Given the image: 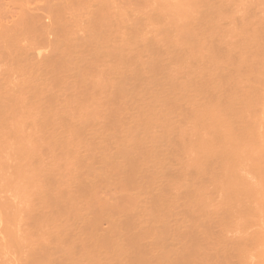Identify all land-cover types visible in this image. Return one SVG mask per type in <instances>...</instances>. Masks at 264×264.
<instances>
[{"label":"bare ground","instance_id":"bare-ground-1","mask_svg":"<svg viewBox=\"0 0 264 264\" xmlns=\"http://www.w3.org/2000/svg\"><path fill=\"white\" fill-rule=\"evenodd\" d=\"M130 1L133 4L134 0H129L128 3L117 6L114 0H57L48 7L46 20L42 21V19L33 17L24 18L21 24L18 23L16 29L12 31V34H9L8 42L5 41L6 46L4 45L5 50L3 52H6H4L6 55L4 65L7 64V68L4 66L3 68H6L4 72L6 76L0 75V185L6 190L0 187V190H5H2V193L0 192L1 195L5 194V197L2 195L3 199L0 197V264H70L71 262L72 264H78L79 262V264H117L115 259L120 260L121 263L119 264H264V0H158V2L154 0L156 3L153 0H135L134 4L138 2V4H135L136 6L141 3L142 7L144 5L149 7L146 8L150 12L144 9L145 6L143 9H140L142 7L138 9V6L132 8L134 5L130 4V6ZM56 2H58V5ZM151 2H153V6ZM76 6L81 11H78V9L74 11L73 9H76ZM67 7L73 10L74 13L69 11L68 17L65 15L69 10ZM150 8H153L154 12ZM157 8H160V10L158 11ZM132 9L134 13L130 11ZM115 10L119 12L118 15H116V12H114L115 14L111 13ZM120 10L121 13L123 11L124 16L121 15ZM124 10H126V13L128 10L129 13L126 14ZM140 11L142 14H140ZM75 12L78 13L76 17L74 16ZM81 12L87 15L82 19H78V17H81L80 15L84 16ZM150 16L152 21H150ZM115 17L119 19L116 20ZM126 17L129 18V22ZM136 17L141 18V20H137ZM145 17L146 19L149 18L148 20L152 23V26L153 24L157 25L155 31L152 32L151 30L150 34L148 32L154 26H150V23L145 24V22H148L144 19ZM114 18L116 21L113 20ZM142 19H144V22ZM133 22L134 24L131 25ZM73 25L75 29H73ZM146 26L149 31L148 29L145 32L142 31ZM67 29L71 30L68 32L71 37L75 32L77 34L75 37L78 40L75 39V41L74 36L73 40L78 44L76 46L75 43L74 46L71 45L75 47L73 48L74 51L73 49L71 51L70 46H68L71 38L66 33ZM80 30H83L82 34H79ZM136 30L137 32H135ZM84 31L87 32H85L87 37L83 33ZM89 31H92V33L90 34ZM146 31L149 36L152 33L154 35L151 38L149 37L150 40L145 35L147 34ZM93 32L98 36L94 35ZM65 33L68 37L67 41L64 40L66 38ZM16 34L20 35L19 39L21 41L18 40L17 42L18 36ZM142 34L144 38L141 37ZM133 36L136 38H133ZM156 36L160 37L157 38ZM80 37L83 40H80ZM91 37H94V39ZM99 37H101V42L98 39ZM118 37L126 45L122 44ZM132 38L139 42H137L136 48L131 46L136 45V41L131 40ZM115 39L118 40V43ZM110 40L113 48L116 47L115 44L118 46L116 49L110 48V45H112L108 44ZM23 41L24 44L19 43ZM92 42L93 45H91ZM142 42H145V45L144 43L142 45ZM152 42L155 46H152ZM160 42L162 46H164V42L168 43L165 46H169L170 51H167L168 48L161 45L156 47ZM87 43L90 46H87ZM59 44H63V46L68 44L69 48L67 46V48L65 46L62 48L63 46ZM79 44H81L82 49H80L82 52L78 50ZM127 44L131 46L128 50ZM85 45L89 52L90 48L95 50L98 46V50L105 52L103 54L99 50V55L106 54L107 60L110 61L111 59V63L104 59L105 56H102L104 60L98 54L97 57L96 53L99 51L96 50L93 51L96 52L95 54L92 51L91 53L94 54L93 56L96 57L97 62L94 59L91 61V53H87L83 49ZM101 46L102 48L104 46V49ZM105 46L106 48L109 47V49L107 48L108 51H106ZM120 46L125 48L122 47L119 50ZM160 46L161 48H158ZM59 47L64 51L68 49L69 54L76 51V55L74 53L72 55L77 56V63L74 62L77 66H73L72 61H76L71 58L73 56L65 53L67 50L63 51L66 54L63 55L60 51L62 49ZM143 48H146L147 51L145 52ZM111 49L115 52H112ZM157 49H159V52ZM117 50L121 52L117 54ZM123 50H125V53L129 51V56L132 57L124 55ZM160 50L161 54L163 51V56L164 52L165 55L169 54L167 56H170L171 65L169 59L165 60L169 61L166 62L167 64H163L165 62H163L162 55L158 56ZM151 51L152 55H147L148 58L146 56L142 57L147 60L139 57L141 54L146 55L147 52L151 54ZM77 52L80 54L78 53V55ZM84 52L89 55V61L86 59L87 55ZM137 53H139L138 56ZM155 54L158 57H155ZM61 55L64 59L71 56L69 57L71 61H69V58L66 60L72 65L62 59ZM80 56H83V59ZM112 56L115 58L113 59ZM78 57L83 60L85 66ZM123 57L125 58L124 62ZM138 57L141 59V63ZM129 58L131 61L134 59L131 62L132 64L130 60L128 61ZM149 58L154 60L151 59V61ZM157 58L160 63H158ZM103 61L104 63L107 62L106 65ZM135 61L138 62L137 65ZM142 61H145V65L142 64ZM86 62H89L88 66ZM139 64L141 67H138ZM141 64L147 68L142 67ZM164 65L167 68H164ZM99 66L101 67L99 68ZM148 68L149 70H147ZM133 76L135 79H133ZM142 76H145L143 80ZM138 79H140V82H138ZM130 82L132 83L131 86H129ZM152 95L156 98H154L155 102L158 103L152 101ZM145 98L148 101L145 100L144 104L150 101V106H147L148 104L144 106L142 99ZM139 102L144 106L143 110H146V112H140L143 110ZM160 102L164 104L168 102L165 104L166 108L164 104V106L162 105L163 111L161 112H163V115L159 114L161 113ZM155 105L156 110H154ZM130 106L132 108L134 106V110H131ZM135 106L141 110L136 109ZM145 107L148 109L150 107V109H145ZM172 107L175 111L172 110ZM152 108L154 112H152ZM164 109L168 114L164 113ZM132 111H135V116L138 113H141L142 116L144 113L147 114L148 111L152 115L157 111L156 114L159 117L162 115L164 123H166L161 124L160 121L163 120L159 121V119H162V117L157 119L159 125H156L158 129L160 126L159 131L155 126L157 121H153L154 125L150 123L152 121L147 123V120H144L145 116L143 115L142 118L140 114H138L137 117L139 118L137 119L142 118L148 125L144 121H138L142 122L141 124L136 123L135 120L137 119H135ZM170 112L171 114H169ZM156 114H154L155 117ZM164 114L167 120L170 121L169 125L176 121L170 126L171 128L174 126V136L171 135V140L168 136L170 129L167 130L168 127H166L168 121H165ZM171 115H175L176 118L171 117ZM172 118H174V121ZM126 120L131 124V127L133 125L132 128ZM135 123L137 126H135ZM138 125L143 126L138 127ZM162 125L164 128L166 127L165 130ZM145 127L155 128L157 131L154 129L155 131L151 132L153 130L151 129L148 133L149 130ZM127 128V139L130 138V135L134 137L136 131H139H137L138 134L136 133V139H133L132 136L131 139H124L126 133H123L124 137L121 132H125ZM142 129H144L143 132ZM166 131L167 135L164 134ZM152 133L158 136L156 139L161 140L166 139L168 136V140L166 139V141H169L166 143L168 148L165 145L166 141H162L164 147L169 149L171 145V150L174 149L171 151L172 153L169 152L170 149L167 151L173 157L165 151L168 156L162 153L165 160L162 156L160 158L161 161L165 162L170 161L169 157L174 158L175 160L172 159L173 164L176 161L174 166L170 161V167L167 165L168 169L166 166L163 167L165 173L162 174V177L166 175L164 176L166 179H159L162 171L164 172L161 167L166 163L162 161V166V162L157 161L160 164L155 163L159 159L157 157L160 156L158 151L163 146L161 145L159 149L153 147L154 153L157 151L158 156L156 157V154L155 156L152 155L153 151L149 149L148 144L143 141V138L146 139L150 134L152 136ZM145 134L146 137L141 136ZM160 134H162L163 139L161 136L159 137ZM115 136L118 137L117 139H119V136L121 140L123 138L124 142L121 143H124L126 151L121 146L122 144L120 145L121 140L117 141L114 138ZM150 137H148V141H153ZM110 138H114L116 141L111 140L114 142L110 144ZM106 140L108 142H104ZM125 141H129V144L126 143L129 147L130 144L134 143V145L132 144L134 147L132 146V149H129L125 145ZM134 141L139 143L137 148L135 146L138 143L135 144ZM115 142H119L117 145L122 148H118ZM140 143H144L143 149ZM112 144L115 147L117 146L116 150ZM100 145L103 147L100 148ZM110 145L114 150H111ZM107 148L108 151H106ZM133 148L139 151L136 150L135 153ZM128 149L134 155L130 151L129 155ZM141 149L148 152L144 151L148 157L146 155L144 159L143 156L136 157L139 154V156L144 154L142 151L140 153ZM100 150L106 152L102 153ZM110 150L113 151L114 156L118 154V151L123 152L121 154L119 152L120 155H124V152L126 154L124 156L118 154L117 159L120 160H115L114 157L109 156H113ZM131 156L136 158L133 157L135 161L132 160ZM151 156L157 159L152 157L150 160ZM174 156L181 159V161H178ZM110 159L115 160L114 163ZM137 159L142 160L147 171L150 168V173L146 175L145 171L142 170V174L139 170L137 172V168L140 169L138 165H141L140 163L137 165ZM146 160H155L153 162L158 164L157 166L152 162L155 167L159 168L160 166L161 172L157 168L158 176L153 177L155 174L153 168L145 163ZM102 163L107 164V166H103ZM97 165H100V168L102 166L106 168H101L104 172L108 168L111 176L102 177L100 174L98 176L101 179H97L98 177L96 178L94 173V168H98ZM70 168L72 171H69ZM166 170L169 172L166 173ZM136 172L139 174L137 175ZM134 174L135 176L141 175L138 177L140 179L136 178L137 176L135 177ZM143 174L145 175L142 176ZM145 176H149L150 179L158 177L157 182L159 179V183L163 182V186H161L162 184L159 186V183L157 185L152 180L145 182V180H149V177L144 180ZM107 177H111L112 180ZM104 178L108 180L106 181ZM131 180L140 181V183L143 181L142 184L144 183L146 187L141 184H133ZM166 180L172 182V188L169 186L168 190L165 189V185L171 184ZM113 181L117 183V186L113 184ZM173 182L176 186L173 185ZM106 183H109V186L111 185L112 190L108 185H105ZM126 184L133 185L135 188L139 186L143 189L158 187L157 190L155 187L152 190L146 189L149 191L155 189L157 192L154 193V190L149 193V199L144 196L146 192H144V195L140 190L142 194H139V191L137 193V195L139 194L137 197L141 195L147 198H145V202L137 200V202H143L139 203L140 205H152V207L149 205L151 209L145 206L149 215L151 213L149 210L152 211V216L154 214L156 216L157 211L155 210H161L159 216H150V218L148 216L151 221L154 218L158 219L156 223H160L161 220H168L169 218H166L169 215L171 216L173 211L176 216L180 214V218L178 217L177 220L174 217V220L170 221L171 223L168 220L167 222L172 226L163 222L165 229L162 228L163 223L159 224L161 225L160 229L154 219L153 228L157 225L156 227L160 230L156 228V231L151 228L145 231L144 226H139L141 228L139 229L136 225L137 229L135 231V222L142 210L138 211L137 208L136 211L134 207L137 204L132 200L128 206L125 204L129 214L126 213V210L117 209V207H120V209L125 207L123 203L127 198L131 199L132 196H134L132 197L133 200L137 198L135 194H128L133 187L129 188L130 185L125 186ZM103 185H105V192L114 193V196L112 194L110 196L112 195V199L115 201L121 200L120 196H122L115 192L114 188L115 186L119 187L118 185L129 188H125V191L126 189L130 191L124 192V187H122V190L130 198L128 196L124 197L125 199L122 197L123 202L113 208L118 202L113 201L112 205L108 193L106 192L107 196L104 195ZM173 188H176V192L172 191ZM164 190L165 194L170 192L171 197L166 194L167 199L163 198L165 196ZM133 192H137V189H134ZM171 192L174 193V196L171 195ZM97 193L100 197L97 196ZM115 193L119 196H116ZM158 193L163 194L161 195L163 199L160 195L157 196ZM160 198L161 200H159ZM171 198L175 203L171 201ZM100 200L103 203H109L104 205L100 202L99 206ZM148 200L153 204L149 203ZM155 200H159V202ZM162 200L166 202L163 204ZM91 201L94 204H91ZM170 201L174 203H170V206L179 203L180 207L176 206L180 209L175 208L177 210H174V206L167 210L170 207L168 204ZM95 202L98 204L96 205L98 208L103 205L102 210L98 211V208H94ZM166 203L168 207L163 206ZM109 204L110 207L112 205V210L110 207L107 208ZM161 204H163V207ZM131 205L132 207H129ZM153 205L155 208L161 206L165 209L166 207L165 211L167 210V213H163L160 208H153ZM74 207L77 209L76 211ZM128 207L129 209L134 208L135 213L131 210L129 212ZM152 209H154V212ZM110 210L114 213L109 212ZM79 211L83 212L80 213ZM107 211L111 214L110 217ZM169 211L170 214H168ZM102 213L103 215L106 213L105 217L102 216ZM98 214L101 216H97ZM126 215L129 217H126ZM144 215L146 213L142 212L138 216L142 218L140 217L138 221L141 222ZM133 216L136 217L133 219ZM144 218L146 220L144 219L142 222H149L146 216ZM96 219L97 222H95ZM99 219L106 222L103 223ZM130 219L134 220L133 223L132 221L131 223L128 222ZM140 222H136V224L139 225ZM101 223L106 224V226L103 225L102 227ZM131 224L134 225L133 229ZM165 224H168V226ZM19 226H21L20 229ZM142 228L144 229L142 230ZM114 232L122 237L121 239L116 236L121 239V245L118 243L116 247L110 239V235ZM116 237L114 236V238ZM19 238L21 241L27 238L25 240H28V242L24 240L25 243L23 241L21 244ZM167 244H170V249ZM19 247L23 250L20 251ZM119 248L120 251L117 250ZM14 250L19 251V254L13 253ZM116 251L118 252L117 256ZM110 254H112L111 258ZM72 256L76 257H74L76 263L71 261ZM78 256L80 258L83 256L81 258L83 261ZM153 256L157 258L154 263L152 262L154 261ZM84 261L86 262L83 263Z\"/></svg>","mask_w":264,"mask_h":264},{"label":"rangeland","instance_id":"rangeland-1","mask_svg":"<svg viewBox=\"0 0 264 264\" xmlns=\"http://www.w3.org/2000/svg\"><path fill=\"white\" fill-rule=\"evenodd\" d=\"M55 1H57V0H0V72H1L0 75L2 74V75H4V76H6V75L4 74V72H5L6 68H7V67H6L7 64L4 65V64L6 63V61H4V60H5L4 58L6 57V55H5L6 52L4 51V52H5V53H4L3 50H5V46H6L5 44H6V42H8V41H7V38H9V37H8L9 34H12V31H14V30L16 29L18 23L21 24V22L23 21L24 18L33 17V18H36V19H42V21H43V20H46V19H47V10H48V7L51 6ZM58 1H59V0H58ZM132 1H133V0H132ZM161 1H162V0H161ZM114 2H115V5L118 6V5H120V4L128 3L129 0H114ZM130 2H131V1H130ZM134 2H135V0H134ZM134 2H133V4H132V2L129 3V5H130V4L134 5V6H132V8H133V7L135 8V7L138 6V5H137V6L135 5V4H138V2L135 3V4H134ZM153 2L156 3L154 0H153ZM153 2H151L152 4L150 3L152 6H153ZM157 2H158V0H157ZM57 3H58V2H56V4H57ZM140 4H141V3H139L138 9H139V7H142V4H141V6H140ZM157 4H158V3H157ZM57 5H58V4H57ZM151 5H150V6H151ZM127 6H128V5H127ZM130 6H131V5H130ZM144 6H145V5H144ZM144 6H143V7H144ZM154 6H155V5H154ZM61 7H62V6H61ZM61 7H60V8H61ZM77 7H78V6H76V9H73V10L76 11V10L78 9V11H81V10L79 9V7H78V8H77ZM80 7H81V6H80ZM143 7L140 8V9H143ZM146 7H147V6H145L144 9H145L146 11H149V10H147V8H149V7H147V8H146ZM158 7H159V6H158ZM67 8H68V7H67ZM74 8H75V7H74ZM81 8H82V7H81ZM125 8H126V7H125ZM125 8H124V9H125ZM128 8H130V7H128ZM128 8H127V9H128ZM68 9H69V10H68L67 14L65 13L66 17L69 16V13H70L69 11H71V12L73 11V10H71L70 8H68ZM83 9H84V8H83ZM152 9H153V8H152ZM152 9L150 8L151 11H152ZM157 9H158V8H157ZM65 10H66V9H65ZM122 10H123V9H122ZM145 10H144V12H145ZM159 10H160V8L158 9V11H159ZM66 11H67V10H66ZM78 11H77V12H78ZM83 11H84V10H83ZM125 11H126V10H124V12H125ZM130 11L133 12L134 10L132 9V10H130ZM135 11H136V10H135ZM156 11H157V10H156ZM85 12H86V11H85ZM114 12H116V15H118V13H119V12H117L116 10L113 11V12H111V13H114ZM138 12H139V11H138ZM138 12H136V13H138ZM140 12H141V11H140ZM142 12H143V10H142ZM142 12H141L140 14H142ZM149 12H150V11H149ZM149 12H148V13H149ZM153 12H154V9H153ZM72 13H73V12H72ZM75 13H76V12H75ZM81 13H82V12H81ZM87 13H88V12H87ZM120 13H121V10H120ZM125 13H126V12H125ZM128 13H129V12H128V10H127V13H126V14H128ZM133 13H134V12H133ZM133 13H132V14H133ZM145 13H146V12H145ZM145 13H144V14H145ZM151 13H152V12H151ZM155 13H156V12H155ZM73 14H74V13H73ZM77 14H78V13H76L74 16L76 17ZM82 14H84V13H82ZM109 14H110V13H109ZM114 14H115V13H114ZM132 14H131V15H132ZM140 14H139V16H140ZM146 14H147V13H146ZM153 14H154V13H153ZM157 14H158V13H157ZM79 15H80V14H79ZM86 15H87L86 13L84 14V16H83V15H80L81 17H78V19H82V17L84 18ZM111 15H112V14H111ZM121 15L124 16L123 11H122ZM133 15H135V14H133ZM133 15H132V16H133ZM137 15H138V14H137ZM137 15H136V16H137ZM74 16H73V17H74ZM107 16H109V15H107ZM112 16H113V15H112ZM126 16H128V15H126ZM129 16H130V15H129ZM129 16H128V17H129ZM146 16H147V15H146ZM148 16H149V15H148ZM148 16H147V17H148ZM100 17H101V16H100ZM117 17H118V16H117ZM117 17H115L116 20L119 19V18H117ZM119 17H120V16H119ZM128 17H126V18H128ZM134 17H135V16H134ZM134 17H132V18H134ZM154 17H156V16H154ZM109 18H110V16H109ZM115 18H114L113 20H115ZM124 18H125V17H124ZM151 18H152V17L150 16V21H152ZM76 19H77V18H76ZM121 19H122V16H121ZM136 19L138 20L139 17H138V18L136 17ZM144 19L147 21L149 18L146 19V17H145ZM144 19H142L143 22H144ZM116 20H115V21H116ZM130 20H131V19H130ZM139 20H141V18H140ZM110 21H111V20H110ZM122 21H124V20H122ZM154 21H155V20H154ZM128 22H129V18H128ZM138 22L141 24L140 21H138ZM155 22H156V21H155ZM72 23H73V22H72ZM111 23H112V22H111ZM122 23H123V22H122ZM124 23H125V22H124ZM126 23H127V22H126ZM126 23H125V24H126ZM146 23L149 24V23H150L149 20H148V22H145V24H146ZM125 24H123V25H125ZM132 24H134V22L131 23V25H132ZM135 24H136V21H135ZM142 24H144V23H142ZM145 24H144V26H145ZM156 24H157V23H156ZM78 25H79V24H78ZM121 25H122V24H121ZM128 25H130V24H128ZM138 25H139V24H138ZM149 25L152 26V23H150ZM135 26H136V25H135ZM140 26H141V25H140ZM153 26H154V27H153ZM153 26H152V27H153L154 30H153V29H150V31H149V29H148L147 26H146V28H145V29H142V31L144 30V32H145V30L148 29V31H149L148 33L150 34V33H151V30H152V32L155 31V28H156L157 25L155 26V24H153ZM68 27H69V26H68ZM73 27H74V25H73ZM73 27H72V28H73ZM130 27L132 28V26H130ZM137 27H138V26H137ZM142 27H143V25H142ZM70 28H71V27H70ZM77 28H78V27H77ZM126 28H127V26H126ZM134 28H135V27L133 26V29H134ZM150 28H151V27H150ZM73 29H75V27H74ZM81 29H82V28H81ZM129 29H130V28H129ZM136 29H137V28H136ZM67 30H68V29H67ZM126 30H127V29H126ZM126 30H125V31H126ZM137 30H138V29H137ZM137 30H136L135 32H137ZM69 31H71V30L69 29L68 31H66L67 35H68V32H69ZM74 31H75V30H74ZM78 31H79V30H78ZM82 31H83V30H82ZM82 31L80 30L79 34H82ZM129 31H130V30H129ZM139 31H141V30H139ZM85 32H86V31H84L83 33L85 34ZM89 32H90V34L92 33V31H89ZM131 32H132V29H131ZM144 32H143V33H144ZM17 33H18V32H17ZM66 33H65V36H66ZM73 33H74V32H73ZM86 33H87V32H86ZM102 33H103V32H102ZM127 33H128V32H127ZM132 33H133V32H132ZM140 33H141V32H140ZM146 33H147V31H146ZM148 33H147V34H148ZM70 34H71V32H70ZM79 34H78V35H79ZM93 34L95 35L96 33L93 32ZM93 34H92V35H93ZM144 34H145V33H144ZM147 34H145V35L148 36V38H149V37L151 38V36H154L153 33H152L151 36H149V34H148V35H147ZM154 34H155V33H154ZM16 35H17V34H16ZM71 35H72V34H71ZM76 35H77V34H76V32H75V34L72 35V37H71L70 35H68V36H70V38L73 40V36L75 37ZM88 35H89V34H88ZM94 35H93V36H94ZM96 35L98 36V34H96ZM99 35H101V34H99ZM140 35H141V34H140ZM155 35H156V34H155ZM17 36H18V39H17V42H18V40H20V39H19L20 35H17ZM79 36H81V35H79ZM85 36H86V34H85ZM103 36H104V34H103ZM103 36H101V37L103 38ZM135 36H136V35H135ZM160 36H161V35H160ZM160 36H156V37L159 38ZM11 37H12V36L10 35V38H11ZM86 37H87V36H86ZM94 37L97 39L96 36H94ZM94 37H93V38L91 37V38L94 39ZM101 37L98 38L100 42H101V39H100ZM128 37H129V36H128ZM141 37L144 38V35L142 34ZM67 38H68V37L66 36V38H64V40L67 41ZM70 38H69V39H70ZM118 38H120V37H118ZM126 38H127V37H126ZM133 38H136V37L133 36ZM133 38H132L131 40L136 41V39H133ZM150 38H149V40H150ZM152 38H154V37H152ZM69 39H68V40H69ZM71 39H70V43H71V44L68 42L69 45H68V44H67V45L70 46V49H71V51H72V49L75 48V47H73V46H74V43H75V46H76L78 43L75 42V41H76L75 39H77V37L74 38V40H75V41L73 40L74 42H73ZM81 39H82V38L80 37V40H81ZM87 39H89V38H87ZM92 39H91V40H92ZM96 39H95V40H96ZM103 39H104V38H103ZM137 39H138V38H137ZM139 39H140V37H139ZM145 39H146V38H145ZM77 40H78V39H77ZM82 40H83V39H82ZM89 40H90V39H89ZM89 40H88V41H89ZM121 40H122V39L120 38V41H121ZM125 40H126V39H125ZM131 40H130V41H131ZM5 41H6V42H5ZM20 41H21V40H20ZM61 41H63V40H61ZM71 41H72V42H71ZM92 41H93V40H92ZM104 41H105V40H104ZM104 41H103V42H104ZM107 41H108V40L106 39V42H107ZM115 41H116V43H118V42H117L118 40L115 39ZM127 41H128V40H127ZM64 42H65V41H64ZM80 42H81V41H80ZM80 42H79V43H80ZM83 42H85V41H83ZM83 42H82V43H83ZM93 42H94V41H93ZM93 42H92L91 45H93ZM95 42H96V41H95ZM106 42H105V43H106ZM111 42H112V41L110 40V43H108V44H112ZM113 42H114V40H113ZM125 42H126V41H125ZM128 42H129V41H128ZM128 42H127V43H128ZM137 42H138V40L136 41V45H131L132 42L130 43V45L135 47V46L138 45ZM145 42H146V41H145ZM145 42H142V45H143V43H144V45H145ZM1 43H3V44H1ZM19 43H23V44H24V41H23V42H19ZM82 43H81V44H82ZM88 43H89V42H88ZM88 43H87V46H90ZM121 43H122V44H125V43H123L122 41H121ZM121 43H119V45H121ZM133 43H134V42H133ZM133 43H132V44H133ZM138 43H139V42H138ZM150 43H151V42H150ZM150 43H149V44H150ZM153 43H154V42H152V46H155V44L153 45ZM170 43L172 44V42H170ZM23 44H22V45H23ZM63 44H66V43H63ZM63 44H59V45H62V46H63ZM81 44H79V47L77 46V47L79 48V49H78L79 52H82V50H81L82 48L80 47ZM85 44H86V42H85ZM94 44H95V43H94ZM96 44H97V42H96ZM96 44H95V45H96ZM101 44H102V43H101ZM103 44H104V43H103ZM128 44H129V43H128ZM128 44H127V46H128ZM156 44H157V43H156ZM161 44H162L161 42H160V44L158 43V44L156 45V47H157L158 45H161ZM173 44H174V43H173ZM4 45H5V46H4ZM67 45H66V46H67ZM71 45H73V46H71ZM106 45H107V44H106ZM125 45H126V44H125ZM125 45H124V46H125ZM142 45H141V47H142ZM146 45H147V43H146ZM150 45H151V44H150ZM165 45H168V43H165V42H164V46H162V45H161V46H162V47H166ZM169 45H170V44H169ZM64 46H65V45H64ZM64 46H63L62 48H64ZM66 46H65V48L68 47V46H67V47H66ZM82 46H83V44H82ZM87 46L85 45V48H83V49H84V51L86 50L85 52L88 53L89 51H87V49H88ZM107 46H109V45H107ZM115 46H116V47H115ZM115 46H114L115 48H113V44H112V45H110V48L112 47L113 49H116V48L118 47L116 44H115ZM124 46H120L121 48H119V50L122 49V47H124ZM131 46H128V47H127V50H128L129 47H131ZM139 46H140V45H139ZM147 46H149V45H147ZM152 46H151V47H152ZM161 46L158 47V48H161ZM2 47H3V49H2ZM71 47H72V48H71ZM94 47H95V46H94ZM125 47H126V46H125ZM125 47H124V48H125ZM141 47H140V48H141ZM168 47H169V46H168ZM168 47H166V48H168ZM59 48L62 49L61 47H59ZM68 48H69V47H68ZM80 48H81V49H80ZM86 48H87V49H86ZM99 48H100V47H99ZM101 48H102V46H101ZM105 48H106V46H105ZM107 48L109 49V47H107ZM107 48H106V51H108ZM135 48H136V47H135ZM146 48L148 49V47H146ZM146 48H143V49H145V52L147 51ZM153 48H154V47H153ZM1 49H2V50H1ZM70 49H69V50H70ZM102 49H104V46H103ZM113 49H111V51H112ZM141 49H142V48H141ZM141 49H140V50H141ZM149 49L153 50L152 48H149ZM155 49H156V48H155ZM169 49H171V48H168V49H166V50H167V51H170ZM66 50H67V52H65ZM76 50H77V49H76ZM88 50H89V49H88ZM95 50H96V51H99L100 49L98 50V46H96V49H95ZM95 50H92V49L90 48V52H89V53H91V51L93 52V51H95ZM125 50H126V49H125ZM125 50H123V53H125V52H124ZM137 50H138V48H137ZM157 50H158V52H159V49H157ZM162 50H164V49H162ZM60 51H61V53H62L63 55H64L65 53H68V55L71 54V56H73L74 54L76 55V53H75L76 51H75V52H72V53H70V54H69L70 51H68V49H65V51L62 49V50H60ZM63 51H64L65 53H63ZM73 51H74V49H73ZM100 51H101V50H100ZM100 51H99L98 53L95 52V53H96V56H97V54L99 55ZM111 51H109V52L111 53ZM133 51H134V49H133ZM135 51H136V50H135ZM141 51H142V50H141ZM141 51H140V52H141ZM167 51H166V53H167ZM79 52H77V54H78ZM85 52H84V54L87 55V53H85ZM101 52H102V51H101ZM112 52H115V50L112 51ZM120 52H121V51H120ZM120 52L117 50V54L120 53ZM127 52H128V54H126ZM127 52H126L124 55H128V56H129V51H127ZM137 52H138V51H137ZM148 52H149V50H148ZM148 52H147V53H148ZM153 52H154V51H153ZM155 52H156V51H155ZM61 53H60V54H61ZM73 53H74V54H73ZM93 53H94V52H93ZM93 53L90 54L91 59H92L91 61H93V59H94V61L96 60V57L93 56L95 53H94V54H93ZM102 53L104 54L105 52L103 51ZM106 53L108 54V52H106ZM132 53H134V52H132ZM141 53H143V51H142ZM141 53H140V54H141ZM147 53H146V55L141 54L142 56L140 55L139 57L142 58V57H145V56H146V57L148 58L147 55H152V51H151V54H149L150 52H149L148 54H147ZM156 53H157V52H156ZM72 54H73V55H72ZM79 54H80V53H79ZM79 54H78V55H79ZM81 54H82V53H81ZM103 54H102V55H99V57L101 58L102 56H103V57L105 56L106 58H104V59L107 60V55H106V54L103 55ZM117 54H116V55H117ZM135 54H136V53H135ZM138 54H139V53H137V56H138ZM63 55H61L62 59H64V58H63ZM65 55H66V54H65ZM68 55H67V56H68ZM86 55H85V56H86ZM109 55H110V54H109ZM112 55H113V54H112ZM120 55H121V54H120ZM120 55H119V57H120ZM131 55H132V54H131ZM156 55H157V54H155V57H158L159 55H160V56L162 55V59L164 60L163 62H165V63H163V64H167V63L169 62V61H168V62L165 61V60H167V59L170 58V56H167V55H169V54L165 55V52H164V56H163V51H162V54H161V50H160V53L158 54V56H156ZM71 56H69V57H71ZM85 56H84V57H85ZM88 56H89V55H87V58L85 57L87 60H88ZM117 56H118V55H117ZM137 56H136V58H137ZM165 56H166V57H165ZM64 57H66V56H64ZM69 57L65 58L64 60H65L66 62H68L67 60H68ZM76 57H77V56H76ZM76 57L73 56V57H71V58H74V60H76V59H77ZM80 57H82V59H83V56H80ZM92 57H94V58H92ZM97 57H98V56H97ZM103 57H102V60H104ZM112 57H113V59L115 58L114 56H112ZM129 57L131 58L132 56H129ZM134 57H135V56H134ZM134 57H133V58H134ZM139 57H138V60H139V62H140L141 59H139ZM150 57H151V56H150ZM155 57H154V58H155ZM163 57H164V58H163ZM167 57H168V58H167ZM71 58H69V61H71V60H70ZM78 58H79V57H78ZM100 58H99V59H100ZM110 58H111V56H110ZM123 58H124V57H123ZM123 58H122V59H123ZM127 58H128V57H127ZM130 58L128 59V61L130 60ZM159 58H160V57H159ZM66 59H67V60H66ZM97 59H98V58H97ZM99 59H98V60H99ZM118 59H120V58H118ZM122 59H121V60H122ZM142 59H143V60H144V59L147 60L146 58H142ZM149 59L151 60L152 58H149ZM162 59H160V60H162ZM171 59H172V58H171ZM79 60H81V59L79 58ZM79 60H78V61H79ZM133 60H134V59H132V61H133ZM150 60H149V62H151V61L154 60V59H152L151 61H150ZM155 60H156V59H155ZM157 60H158V58H157ZM157 60H156V61H157ZM169 60H170V59H169ZM173 60H175V59H173ZM88 61H89V60H88ZM113 61H114V60H113ZM113 61H112V62H113ZM118 61H119V60H118ZM118 61H117V62H118ZM124 61H125V58H124L123 62H124ZM132 61L130 60V63H131ZM4 62H5V63H4ZM72 62H73V66H74V65H75L74 62L77 63V60H76V61H72ZM80 62H82L83 65H84L83 60H81ZM96 62H97V60H96ZM98 62H102V61H98ZM107 62H110V63H111V59H110V61L107 60ZM107 62H105V63H107ZM126 62H127V61H126ZM135 62H136V61H135ZM135 62H134V63H135ZM142 62H143L142 64L145 65V64H144L145 61H142ZM161 62H162V61H161ZM166 62H167V63H166ZM172 62H173V61H172ZM86 63H87V62H86ZM88 63H89V62H88ZM88 63H87V66H88ZM103 63H104V61H103ZM105 63H104V64H105ZM114 63H116V62L114 61ZM134 63H133V64H134ZM137 63H138V62H136V65H137ZM140 63H141V62H140ZM152 63H153V62H152ZM158 63H160L159 60H158ZM68 64H71V65H72V63H69V62H68ZM125 64H126V63H125ZM125 64H123V65H125ZM131 64H132V63H131ZM142 64H141V65H142ZM148 64H151V63H148ZM163 64H162V65H163ZM169 64L171 65V60H170V63H169ZM80 65L83 66L81 63H80ZM99 65H100V64H99ZM105 65H106V64H105ZM112 65H113V64H112ZM128 65H129V64H128ZM134 65H135V64H134ZM143 65H142V67H144ZM146 65H147V63H146ZM157 65H158V64H157ZM159 65H160V64H159ZM3 66L6 67V68L4 69ZM75 66H77V65H75ZM84 66H85V65H84ZM84 66H83V67H84ZM103 66H104V65H103ZM103 66H102V67H103ZM129 66H130V65H129ZM131 66H132V65H131ZM164 66H165V65H164ZM164 66H163V67H164ZM167 66L169 67V65H167ZM100 67H101V66H99V68H100ZM125 67H128V66L125 65ZM135 67H136V66H135ZM135 67H134V68H135ZM138 67H141L140 64L138 65ZM160 67H161V66H160ZM129 68H132V67H129ZM129 68H128V69H129ZM136 68H137V67H136ZM144 68H147V67H144ZM164 68H167V67L165 66ZM1 70H2V71L4 70V71L2 72ZM144 70H146V69H144ZM147 70H149V68H148ZM84 72H85V71H84ZM2 75H1V76H2ZM146 75H147V74H146ZM148 76H149V75H148ZM144 77H145V76H142V80L144 79ZM133 79H135L134 76H133ZM138 80H139V81H138ZM138 80H137V81L140 82V79H138ZM142 80H141V81H142ZM130 81L132 82V79H130ZM131 82H130V85H129V86H131V84L133 83V82H132V83H131ZM134 84H135V81H134ZM134 84H133V85H134ZM135 85H136V84H135ZM127 90H128V89H127ZM127 90H126V92H127ZM134 90H136V89H134ZM143 90H144V89H143ZM143 90H142V91H143ZM153 90H154V89H153ZM155 90H157V89H155ZM128 91H129V90H128ZM130 91H131V89H130ZM137 91H138V89H137ZM139 91H141V90H139ZM150 91H151V90H150ZM151 92H152V91H151ZM128 93H129V92H128ZM133 93H134V91H133ZM135 93H136V91H135ZM133 96H134V95H133ZM152 96H153V95H152ZM152 96H151V98H153V99H152V101H153L155 97H154V96L152 97ZM134 97H135V96H134ZM144 97H145V96H144ZM142 98H143V97H142ZM151 98H150V99H151ZM131 99L133 100V97H132ZM136 99H137V98H136ZM147 99H149V98H147ZM155 99H156V98H155ZM145 100H146V98H145L144 100L142 99L143 104H144V101H145ZM146 101H148V100H146ZM146 101H145V102H146ZM155 101H156V100H154V103H158V102H155ZM157 101H158V100H157ZM140 102H141V101H140ZM140 102H139V103H140ZM134 103H136V102H134ZM141 103H142V102H141ZM141 103H140V106L142 105ZM151 103H152V102H151ZM167 103H168V102H167ZM167 103L165 102V104H167ZM131 104H132V103H131ZM145 104H146V103H145ZM145 104H144V106H146L147 104H148L147 106H150V105H149V104H150V101H149V103L147 102L146 105H145ZM160 104H161V107H160ZM160 104H159V107L161 108V110H160V112H161V111H163V108H162V107H163L165 104H164L163 102H160ZM163 104H164V105H163ZM135 105H136V104H135ZM156 105H158V104H156ZM156 105L154 106V110H156V109H155V108H156ZM162 105H163V106H162ZM168 105H170V104H168ZM131 106H132V105H131ZM131 106H130V109L132 108ZM137 106H138V103H137ZM142 106H143V105H142ZM142 106H141V109L143 110L144 106H143V107H142ZM172 106H173V105H172ZM152 107H153V104H152ZM133 108H134V106H133ZM133 108H132L131 110H134ZM135 108H136V109H139V108H137L136 106H135ZM160 108H159V109H160ZM165 108H166V105H165ZM170 108H171V106H170ZM170 108L168 109L169 111H170ZM141 109H139V110H141ZM145 109H148V108L145 107ZM149 109H150V107H149ZM149 109H148V110H149ZM139 110H138V112H139ZM151 110H152V112H154L153 108H152ZM157 110H158V107H157ZM172 110H173V107H172ZM135 111H136V110H135ZM135 111H134V112H135ZM144 111L146 112V110H143V111H140V112L143 113ZM166 111H167V110H166ZM173 111H175V109H174ZM130 112H131V111H130ZM134 112L132 111L133 114H134ZM138 112H137V113H138ZM148 112H149V111H148ZM148 112H147V114H146V113L142 114V116H143V115L145 116V117H144V120H147V123H148L149 121H152V122H150V123H153V125H154V122H153V121H157V119L161 118L162 115H163V114H162L163 112L159 113V111H158L159 114H162V115H160L161 117H159V116L156 114V112H157V111H156V112L154 113V114H156V115L158 116V117L156 116V117H157V118H156L154 114H152V115H153V116H152V115L150 114V112H149V113H148ZM171 112H172V111H171ZM171 112H170L169 114H171ZM132 113H131V115H133ZM137 113H136V114H137ZM164 113H167V112H165V109H164ZM128 114H129V113H128ZM138 114H140V117H142V116H141V113H138ZM138 114H137V116H139ZM167 114H168V113H167ZM167 114H166V115H167ZM173 114H175V113H173ZM129 115H130V114H129ZM129 115H128V116H129ZM134 116H135V114H134ZM137 116H135V119L139 118V117H137ZM164 116H165V114H164ZM165 117H166V116H165ZM168 117H170V115H168ZM171 117H175V115H174V116L171 115ZM130 118H131V117H130ZM142 118H143V117H142ZM142 118H141L140 120H138V119L135 120L136 123H137L138 121H144ZM147 118H148V119H147ZM154 118H156V119H154ZM175 118H176V117H175ZM160 120H163V117H162V119H159V121H160ZM169 120H171V119H169ZM172 120L174 121V118H172ZM126 121H127V120H126ZM129 121H131V120H129ZM165 121H168V120H167V117H166ZM127 122H128V121H127ZM131 122H132V121H131ZM160 122H161V124H165V123H166V122L164 123V120H163V121H160ZM160 122H159V123H160ZM171 122H172V121H171ZM174 122H176V121H174ZM174 122H173V123H174ZM133 123H134V122H133ZM136 123H135V126H137ZM138 123L141 124L142 122H138ZM144 123H146V121H144ZM144 123H143V124H144ZM147 123H146V124H147ZM150 123H149V125H151ZM167 123H168L167 126H166V125H165V126L168 127L167 130L170 129V130H169V131H170V132H169L170 134L168 133V134H169L168 136H169V139H170V138H171V135L174 133V130H173V127H174V126L171 128L170 126H172L173 123H171L170 125H169L170 121H168ZM91 124H93V123H91ZM91 124H89V125H91ZM146 124H145V126H146ZM156 124H158V121L155 123V126H157ZM161 124H160V125H161ZM128 125H130V127H131V124H129V122H128ZM147 125H148V124H147ZM153 125H152V127H153ZM158 125H159V124H158ZM168 125H169V126H168ZM135 126H134V128H135ZM141 126H143V125H140V126L138 125V127H141ZM162 126H163V125H162ZM130 127H129V128H130ZM132 127H133V125H132ZM132 127H131V128H132ZM166 127H165V128H166ZM87 128H88V127H87ZM131 128H130V129H131ZM143 128H144V127H143ZM145 128H147V127H145ZM161 128H162V127H161ZM163 128H164V126H163ZM163 128H162V129H163ZM165 128H164V130H165ZM147 129L149 130L148 133H150L151 129H153V128L148 127ZM154 129H155V128H154ZM154 129H153L151 132H153V131H155L156 129H158V126H157V128H156L155 130H154ZM136 130H137V128H136ZM143 130H144V129H142V132H143ZM148 130H147V131H148ZM158 130L160 131V126H159V129H158ZM133 131H134V129H133ZM137 131H138V130H137ZM137 131H136V133L138 134L139 131H138V132H137ZM140 131H141V130H140ZM156 131H157V130H156ZM127 132H128V128L125 130V132H124V131L121 132L122 134H121L120 132H119V133H120L121 135H124L123 133H126V137H125V135H124V137H125L124 139L128 140V139H131V138L133 137V135H130V136H129V134H128V136H129L130 138L127 139ZM142 132H141V133H142ZM161 132H162V131H161ZM161 132H160V133H161ZM117 133H118V132H117ZM119 133H118V134H119ZM132 133H133V132H132ZM136 133H135V136H134L135 138L133 137V139H136ZM148 133H146V134H148ZM154 133L156 134V132H154ZM154 133H152V136H151V134H150V136L152 137L154 143H153L152 140L148 141V137H150V136H148L149 134L147 135V136H148V137L146 138L147 140H146L145 138L141 137V138H143L144 143H145V144L147 143V144H148V147H150L149 149L152 150V151H153V149H154L153 147H156V148L158 147L157 149H159V148H161V147H160L161 145L163 146V148H165V147H164V142L166 141V139L168 138V136H167L166 139H164V140L156 139L158 136H155ZM157 133H159V132H157ZM166 133H167V131H166L164 134H166ZM133 134H134V133H133ZM146 134H145V135H141V136L146 137ZM164 134H163V135H164ZM121 135H120V136H121ZM139 135H140V134H139ZM166 135H167V134H166ZM166 135H165V136H166ZM120 136H119V139H120ZM131 136H132V137H131ZM160 136L162 137V134H160L159 137H160ZM173 136H174V134H173ZM121 137H123V136H121ZM151 137H150V138H151ZM114 138H116V136H115ZM114 138H110V139H109V140H110V144L113 143L114 141H116V140H114ZM117 138H118V137H117ZM117 138H116V139H117ZM137 138H138V137H137ZM139 138H140V137H139ZM139 138H138V139H139ZM150 138H149V139H150ZM164 138H165V137H164ZM119 139H117V141H118ZM162 139H163V137H162ZM172 139H173V137H172ZM111 140H114V141H111ZM120 140H121V139H120ZM141 140H142V139H141ZM167 140H168V139H167ZM170 140H171V139H170ZM95 141H96V140H95ZM97 141H98V140H97ZM122 141H123V138H122V140L120 141V145L122 144L121 146H122L123 149H124V145H123L124 143H121ZM129 141H131V140H129ZM129 141H125V145H126L127 142H128L127 144H129ZM135 141H136V140H135ZM135 141H134V142H135ZM137 141H138V140H137ZM139 141H140V140H139ZM151 141H152V142H151ZM162 141H164V142H162ZM104 142H108V140H106V141H104ZM123 142H124V141H123ZM132 142H133V141H132ZM132 142H131V143H132ZM141 142H142V141H141ZM155 142H156V143H155ZM167 142H169V141H166V142H165V145H166V147L168 148V145L166 144ZM101 143H103V142H101ZM118 143H119V142H118ZM118 143L115 142V145H117ZM137 143H138V142H137ZM137 143L135 142V144H137ZM144 143H143V144H144ZM132 144L134 145V143H132ZM132 144H130V145H131L130 147H129L128 145H126V146H128V148L130 149V148L133 146ZM143 144L140 143V145H142V146H141L142 149H143V147H144ZM171 144H172V143H171ZM101 145H103V144H101ZM101 145H100V146H101ZM107 145H108V144H107ZM112 145L114 146V148H115V150H116V147H117L118 145H117L116 147H115L114 144H112ZM112 145H110L111 150H114V149H112ZM120 145H119V146H120ZM149 145H151V146H149ZM169 145H170V143H169ZM119 146H118V148H122V147H119ZM137 146H139V143H138V145H136L135 147L137 148ZM145 146H146V145H145ZM170 146H171V145H170ZM170 146H169L170 151H169V149H166V148H165L166 150H165V149H164V150H161V149H163V148H161V149L159 150L161 153L158 151V155L160 154V156L157 155V153H156L157 151H155V153H154V151H153V152H152V155L155 156V154H156V157L158 156L157 158H159V159H157V158L154 157V156H151V157H150V160H151L152 157H154L155 159H157L156 162H155V160H153L155 163H158V162L161 163L163 160H165V159H164L165 157L163 156V154H165L167 151L171 152V151L174 150V149L171 150ZM102 147H103V146H101L100 148H102ZM107 147H108V146H107ZM133 147H134V146H133ZM141 147H140V148H141ZM146 147H147V146H146ZM171 147H172V146H171ZM104 148H105V143H104ZM104 148H103V149H104ZM118 148H117V149H118ZM136 148H133V150L135 149V150H134L135 153H136V150H137ZM156 148H155V150H157ZM123 149H121V150H123ZM125 149H126V147H125ZM125 149H124V150H125ZM129 149H128V153H129V155H130V152H131L132 155H134V154L132 153V151H130ZM131 149H132V148H131ZM138 149H139V147H138ZM142 149L140 150V153H142V152L145 151V149H144V150H142ZM111 150H110V152H111ZM118 150H120V149H118ZM100 151H102V150H100ZM106 151H108V148H107ZM106 151H102V153H103V152H106ZM125 151H126V150H125ZM129 151H130V152H129ZM134 151H133V152H134ZM138 151H139V150H137V152H138ZM141 151H142V152H141ZM147 151H149V150L147 149ZM165 151H166V152H165ZM98 152H99V151H98ZM112 152H113V151H112ZM112 152H111V153H112ZM115 152H116V151H115ZM119 152H120V151H118V154H119ZM145 152H146V151H145ZM145 152H144V154L141 155V156H139V155H140L139 153H137V154H139L138 156H136V154H135V156H136V157H142V156H143V159H144L146 153H148V152H146V153H145ZM149 152H150V151H149ZM174 152H175V151H174ZM121 153H123V152H120V154H121ZM153 153H154V154H153ZM162 153H163V154H162ZM167 153H168V152H167ZM171 153H172V152H171ZM106 154H107V153H106ZM106 154H105V155H106ZM115 154H116V153H115ZM118 154L115 155L116 157L114 156V153H112L113 156H111V155H109V154H108V155H109L110 157H112V158L114 157L115 160H118V159H119V158L117 159V155H118ZM120 154H119V155H120ZM125 154H126V153L124 152V155H125ZM149 154H151V153H149ZM99 155H100V154H99ZM101 155H103V154H101ZM124 155L122 154V155H120V156H124ZM165 155H167V154H165ZM168 155H169V153H168ZM168 155H167V156H168ZM171 155H172V154H171ZM171 155H169V156H171ZM146 156H147V155H146ZM161 156H162V158H163L162 161H161V159H160ZM167 156H166V157H167ZM175 156H176V155H175ZM175 156H174V157H175ZM106 157H107V155H106ZM131 157L133 158L134 156H131ZM147 157H148V156H147ZM171 157H173V156H171ZM171 157H169L168 159H169L170 161H172V165L174 166V164L176 163V161H175L174 164H173V160H175V159H174V158H171ZM108 158H109V157H108ZM108 158H106V159H108ZM112 158H111V159H112ZM120 158H121V157H120ZM134 158H135V157H134ZM134 158H133L132 160H134ZM175 158L178 159L177 157H175ZM179 158H180V157H179ZM111 159H110V160H111ZM135 159H136V158H135ZM140 159H142V158H140ZM166 159H167V158H166ZM168 159H167V160H168ZM172 159H173V160H172ZM115 160H114V161H115ZM119 160H120V159H119ZM137 160H138V159H137ZM167 160H166V161H167ZM104 161H105V159H104ZM108 161H109V160H108ZM111 161L114 163L113 160H111ZM134 161H135V160H134ZM153 161H149V160H146V161H145V163H146L148 166H151V168H153V171H154V172L151 170L153 173H155V174L153 175V177H154L155 175L158 176L159 174H158L157 170L159 169L158 171L161 172L160 169L162 168V170H164V172L162 171V173H161L159 179H160V178H162V179H166V177L164 178V176H166V175H163V177H162V174L165 173V168L163 169V167L166 166V168L168 169L167 165L170 167L169 164H171V162H170V161H169V162H165V161H163V162L166 163V165L162 166V164H163V162H162V163H161V166H162V167L160 168V166H159V168L157 167V168H158V169H157V168L155 167V165L158 166V164H160V163L155 164ZM157 161H158V162H157ZM178 161H181V159H178ZM112 162H111V164H112ZM132 162H133V161H132ZM141 162H142V160H141V161H140V160L137 161V165H138V163L141 164V165H138V167H139L140 169L137 168V172H138V170H139V171L142 170L143 172L145 171L144 173H146V175H147V173H150V172H149L150 168H149V170L147 171V170H146L147 168H145V167L143 166V162H142V163H141ZM150 162H151V163L153 162L155 165H154L153 163H152V164H153V165H152ZM105 163H106V161H105ZM105 163H104V164L102 163L103 166H104V165L107 166V164H105ZM134 163H135V162H134ZM134 163H133V164H134ZM167 163H168V164H167ZM172 165H171V166H172ZM71 166L74 167L73 165H71ZM71 166H70V167H71ZM97 166H98V168L95 167V168H94L95 170L93 169V170H94V173H95V175H96V178L98 177L97 179H99V178L101 179V177L98 176V175H100V174H101L100 176H102V177H104V176H111V174L108 172V170H109L108 168H107V170H105V172H104V171L101 170V168H104L103 166H102L101 168L99 167L100 165H97ZM106 166H105V167H106ZM145 166H146V165H145ZM148 166H146V167H148ZM63 167H65V166H63ZM135 167H136V164H135ZM99 168H100V169H99ZM104 169H106V168H104ZM135 169H136V168H135ZM63 171H64V170H63ZM65 171H66V169H65ZM69 171H72L71 168H70ZM97 171H98V172H97ZM135 171H136V170H135ZM142 171H141V174H142ZM167 171H168V170H166V173H167ZM66 172H67V171H66ZM100 172H101V173H100ZM137 172H136V173H137ZM160 172H159V173H160ZM168 172H169V171H168ZM70 173H72V172H70ZM138 174H139V173H137V175H138ZM151 174H152V173H151ZM137 175H136V176H137ZM144 175H145V174H143L142 176H144ZM134 176H135V174H134ZM136 176H135V177H136ZM140 176H141V175H140ZM140 176H137L136 178H138V177H140ZM168 176H169V174H168ZM168 176H167V177H168ZM135 177H134V179H136ZM147 177H149V176H147ZM147 177L145 176V177H144V180H145V178L147 179ZM153 177H152L151 179H150V177H149V180H145V182H146V181L150 182V180H152L154 183H156V184L158 185V183L160 182L161 179H160V180L158 179V182H157V178H158V177H155V178H153ZM94 178H95V176H94ZM96 178H95V179H96ZM107 178L109 179V178H111V177H107ZM97 179H96V180H97ZM104 179H106V178H104ZM108 179H106V181H107ZM138 179H140V178H138ZM167 179H168V178H167ZM110 180H112V178H111ZM136 180H137V179H136ZM169 180H170V178H169ZM101 181H102V180H101ZM104 181H105V180H104ZM106 181H105V182H106ZM162 181H164V180H162ZM166 181H167V182H170V181H168V180H166ZM171 181H172V180H171ZM173 181H174V180H173ZM98 182H99V181H98ZM108 182H109V181H108ZM129 182H130V181H129ZM131 182H132L133 184H136V185H140V184H141V185H143V186L146 187V185H145L144 183L142 184L143 181L140 183V181H139V182H138V181L135 182V180H131ZM131 182H130V183H131ZM167 182H166V183H167ZM175 182H176V181H175ZM175 182H173V185L175 184ZM102 183H103V182H102ZM110 183L112 184V182H110ZM132 183H131V184H132ZM162 183H163V182L159 183V186H160V184H162ZM164 183H165V182H164ZM166 183H165V184H166ZM171 183H172V182H170V184H171ZM94 184H95V183H94ZM96 184H97V181H96ZM96 184H95V185H96ZM98 184H99V183H98ZM113 184H115V185L117 186V183H115L114 181H113ZM127 184H128V183H127ZM127 184H126L125 186H129V185H130V184H129V185H127ZM146 184H149V183H146ZM156 184H155V185H156ZM100 185H101V184H100ZM105 185H108V186H109V183H108V184L106 183ZM105 185H103V189H104L103 191H104V192H105V188H104ZM136 185H134V186H136ZM97 186H98V185H97ZM101 186H102V185H101ZM101 186H100V187H101ZM112 186H114V185H112ZM116 186H115V188H114V189H115V192H117L118 194L122 195V196H120V197H121V200H119V201H115V200L112 199V195L114 196V193L111 192V190H112L111 185L109 186V187L111 188V190H110V188H109V190H110L111 193H108V192L106 191V192L108 193L107 195H109L108 197H111L110 200L112 201V205H113V201H115V203L118 202V203H116V205H114L113 208H116L117 204H118V206H119L120 202H123V201H122L123 198H124V197L126 198V196H128V194H130V195H131V194H133V195L135 194V196L137 197V196H139V194H142V192H143V195L145 194L144 192H146L147 195L145 194L144 196H147V198H148L149 193H151V192H153V191L155 190V189H154L153 191H149V190H152L155 186H154V187H150L151 189L148 187L149 190H146V189H148V188L143 189L142 187H139V186H136V188H135V187H133V185H130L129 188H130L131 186L133 187L132 191H130V190H128V189H129L128 187H124V186H122V187H124V189H123L124 192H126L127 190L130 191V193L127 192L128 194L125 195V194L123 193L122 187H120L121 185H118V186L120 187V189H119V187H116ZM161 186H163V184H162ZM169 186H171V188H172V184L169 185V183H168L167 186L165 185V189L168 190L167 188H168ZM175 186H176V184H175ZM0 187H2V186L0 185ZM95 187H96V186H95ZM173 187H174V186H173ZM2 188H4V187H2ZM6 188H7V187H6ZM125 188H128V189H126V191H125ZM155 188H156V190H157L158 187H155ZM163 188H164V187H163ZM163 188H161V189H163ZM169 188H170V187H169ZM4 189H5V188H4ZM98 189H99V188H98ZM98 189H97V191L99 192ZM101 189H102V187H101ZM107 189H108V188H107ZM134 189H137V192L134 193V192H133ZM159 189H160V188H159ZM159 189H158V191H159ZM175 189H176V188H173L172 191L176 192ZM2 190H3V189H2ZM2 190H0L1 193H2L3 191H5L6 189L3 190V191H2ZM93 190H94V189H92V191H93ZM95 190H96V189H95ZM139 190L142 191V192L140 193ZM156 190L154 191V193L156 192ZM169 190H170V189H169ZM138 191H139V194L137 195ZM160 191H161V190H160ZM8 192H9V189H8ZM93 192H94V191H93ZM104 192H103V193H104ZM106 192L104 193V195H106ZM163 192H164V194H165V190H164ZM166 192H167V191H166ZM5 193H6V192H5ZM9 193H10V192H9ZM9 193H8V195H9ZM94 193H95V192H94ZM103 193H101V194H103ZM156 193H157V192H156ZM159 193H161V192H159ZM159 193L157 194L158 197H159V195H160ZM110 194H112V195L110 196ZM115 194H116V193H115ZM118 194H116V196H119ZM166 194H167V193H166ZM166 194H165V196H163V198L165 197V198L167 199V195L170 196V195H169L170 192H169L167 195H166ZM173 194H174V193H173ZM173 194H172V192H171V195H173ZM2 195L5 197V194H4V193H3ZM2 195L0 194V197L3 199ZM8 195H7V196H8ZM104 195H103V197H104ZM107 195H106V196H107ZM154 195L156 196V194H154ZM161 195H163V194H161ZM161 195H160V197L162 198ZM94 196H95V195H94ZM97 196L100 197V195H98V193H97ZM106 196H105V197H106ZM157 196H156V197H157ZM173 196H174V195H173ZM101 197H102V196H101ZM122 197H123V198H122ZM128 197H129V196H128ZM132 197H134V196H132ZM132 197H131V199H128V198H127V200H124L123 206H124L125 204H127V206H128L129 204H131L132 201H134V203L137 204V206L134 207V208H136V211H137V208H138V211L142 210V212H145V213H146V215H144V217L146 216V217L148 218V216H149V218H150V216H151V217L155 216V214H154L153 216L151 215L152 211H150V210H149V212H151V213H150V215L148 214V211H147L148 209H146V208L149 207L150 204L145 205V206H147V207L143 206V204H141V205L139 204V203H143V202H145V200L147 199L146 197H145V198H146V199H145L144 197H142V196L140 195V197L134 198L135 200H133ZM158 197H157V199H158ZM170 197H171V196H170ZM94 198H95V200L97 199L96 196H95ZM113 198H115V197H113ZM125 198H124V199H125ZM129 198H130V197H129ZM161 198H160L159 200H161ZM163 198H162V199H163ZM168 198H169V197H168ZM172 198H174V197H172ZM172 198H171V199H172ZM101 199H102V198H101ZM104 199H105V198H104ZM104 199H103V201H104ZM108 199H109V198H108ZM118 199H119V198H118ZM148 199H149V198H148ZM155 199H156V198H155ZM171 199H170V200H171ZM131 200H132V201H131ZM137 200H143V202H137ZM159 200H158V201L155 200V201L159 202ZM93 201H94V200H93ZM96 201H97V200H96ZM103 201H102V200L99 201V203H98L99 206H100L101 203H103ZM125 201H126V202H125ZM148 201H149V203H151L150 200H148ZM155 201H154V202H155ZM168 201H169V200H168ZM171 201L174 202L173 199H172ZM171 201L168 203L169 206H170V203H171V204L173 203V202H171ZM91 202H92V201H91ZM100 202H101V203H100ZM104 202H105V201H104ZM107 202H108V200H107ZM157 202H156V203H157ZM164 202H166V201H164ZM164 202H163V200H162V203H163V204H164ZM17 203H19V202H17ZM108 203H109V202H108ZM108 203H103V204H104V205H105V204L108 205ZM110 203H111V202H110ZM115 203H114V204H115ZM134 203H133V204H134ZM147 203H148V202H147ZM174 203H175V202H174ZM174 203H173V204H174ZM177 203H178V201H177ZM91 204H94V203L92 202ZM98 204L95 202V206H94V208H98V207H96V205H98ZM144 204H145V203H144ZM151 204H153V203H151ZM154 204H155V203H154ZM163 204H161V206H162ZM178 204H179V203H178ZM178 204H175V205H173V206L171 205L167 210L171 209V207H174V206H175V207H174V210H177V209H175V208H179V207H180ZM21 205H22V204H21ZM112 205H111V207H112ZM156 205H157V204H156ZM176 205H178L179 207L176 206ZM18 206H19V204H18ZM18 206H17V207H18ZM78 206H79V205H78ZM78 206H77V207H78ZM80 206H81V205H80ZM101 206L103 207V205H101ZM121 206H122V203H121ZM127 206L125 205V207H122L121 209H120V207H117V209L119 208L118 210H126V207H127ZM150 206L152 207V205H150ZM161 206H160V207H157V206H156V207L162 209V210H163V211H162L163 213H164V212L167 213V210L165 211L166 207H168V206H167V203H166L165 205H163V206H166L165 209L161 208ZM163 206H162V207H163ZM19 207H20V206H19ZM75 207H76V206H75ZM75 207H74V209H75ZM90 207H91V206H90ZM102 207H101V208H102ZM109 207H110V204H109V206H108L107 208H109ZM111 207H110V208H111ZM129 207H132V205L129 206ZM129 207H128V209H129ZM24 208H25V206H24ZM101 208H98V211H99V210H102ZM107 208L104 207V209H106V210H107ZM134 208H133V209H129V212L133 211V212L135 213ZM149 208H150V207H149ZM153 208H155L154 205H153ZM157 208H155V209H157ZM78 209H80V208H78ZM82 209H83V208H82ZM117 209H116V210H117ZM150 209H151V208H150ZM179 209H180V208H179ZM76 210H77V209H75V211H76ZM80 210H81V209H80ZM83 210H84V209H83ZM111 210H112V208H111ZM111 210H110L109 212H113V211H111ZM130 210H131V211H130ZM152 210H153V212H154V209H152ZM155 211L158 212V215H157V212H156V216L161 215V214H159V212H160L161 210H160V211L155 210ZM171 211H173V210H171ZM79 212L81 213V212H83V211H79ZM102 212H104V211H102ZM107 212H108V211H107ZM107 212H106V213H107ZM109 212H108V213H109ZM142 212L139 213V215L142 214ZM162 212H161V213H162ZM176 212H178V211H176ZM73 213L75 214L76 212H73ZM80 213H79V214H80ZM106 213H105L104 215H106ZM113 213H114V212H113ZM126 213H128L127 210H126ZM77 214H78V212H77ZM128 214H129V213H128ZM131 214H132V213H131ZM136 214H137V213H136ZM136 214H134V215H136ZM152 214H153V213H152ZM168 214H170V211L168 212ZM168 214H167V215H168ZM104 215H103V213H102V216H104ZM112 215H113V214H112ZM137 215H138V214H137ZM137 215H136V216H137ZM139 215H138V216H139ZM162 215H164V214H162ZM167 215H166V216H167ZM9 216H10V215H9ZM11 216H12V215H11ZM97 216H101V215L98 214ZM108 216L110 217L111 214L109 213ZM136 216H135V217H136ZM138 216H137V220H136V222H140V221H138V219H140L141 216H140V217H138ZM142 216H143V215H142ZM156 216H155V217H156ZM166 216H165V217H166ZM169 216H170V215H169ZM169 216L166 218V219L169 218V219H168L169 222H170V221H173V220H174V217H175L176 219H177L178 217L180 218V214L176 216V213L174 214V211L171 212V216H170V217H169ZM104 217H105V216H104ZM126 217H129V216L126 215ZM135 217L133 216V219H134ZM144 217H143L142 220H144V219L146 220V218H144ZM160 217H162V216H160ZM98 218H99V217H98ZM100 218H101V217H100ZM141 218H142V217H141ZM149 218H148L149 222H148V221H147V222H145V221L142 222V220H141V222L139 223V225H138V223L136 224V222H135V226L137 225L138 228H139V226H142V227L144 226L145 231L148 230V229L153 228L154 226H152V225H153V221H154V219H155V223H156V221H157L158 219H157V218H154V219L151 218V219H152V221H151ZM158 218H159V217H158ZM163 218H164V216H163ZM179 218H178V219H179ZM106 219H107V218H106ZM131 219H132V218H131ZM131 219H130V221H128V220H127V221L131 223V221H132ZM178 219H177V220H178ZM99 220H101V222H103V223L106 222V221L104 222V220L102 221V219H99ZM159 220H160V218H159ZM168 220H164V221L161 220L160 223H159V222H157V223H158V225L161 224V223H163V222L168 223V222H167ZM177 220H175V221H177ZM133 221H134V220H133ZM133 221H132V223H133ZM175 221H174V223H175ZM95 222H97V219L95 220ZM98 223H99V222H98ZM157 223H156V224H157ZM170 223H171V222H170ZM149 224H150L151 226H150ZM168 224H169V223H168ZM168 224H165V225L168 226ZM172 224H173V222H172ZM99 225H100V223H99ZM101 225H102V227H103L104 224L101 223ZM129 225H130V224H129ZM154 225H155V224H154ZM169 225H171V224H169ZM104 226H106V224H105ZM131 226H132L131 228L133 229V226H134V225L131 224ZM137 226L135 227V231H136V229H137ZM145 226H147V227H145ZM156 226H157V225H155V228H153V229L156 230V228H157ZM167 226H166V229H167ZM171 226H172V225H171ZM20 227H21V226H19V229H20ZM22 227H23V226H22ZM158 227H160V229H161V225H159ZM144 228H142V230H143ZM162 228L165 229L164 223H163V225H162ZM132 229H131V231H132ZM139 229H141V228H139ZM158 229H159V228H157V230H158ZM160 229H159V230H160ZM157 230H156V231H157ZM140 231H141V230H140ZM143 232H144V231H143ZM114 233H115V232H114ZM114 233L110 235V237H111L110 239H111L112 244H113V245L115 244L114 247H116V245H117L118 243H119V244L121 243V239H122V237H121L120 235H118L117 232H116L117 234H116V233L114 234ZM120 233H121V232H120ZM144 233H145V232H144ZM141 234H142V233H141ZM30 235H31V234H30ZM35 235H36V234H35ZM35 235H33V236H35ZM26 236H27V235H26ZM114 236H115V237H116V236H119V238H121V239H119L118 237L114 238ZM142 236H143V234H142ZM142 236H141V237H142ZM30 237H32V236H30ZM30 237H28V239H30ZM33 238H34V237H33ZM142 238H144V237H142ZM25 239H27V238H25ZM25 239H24V240H25ZM110 239H109V241H110ZM19 240H20V238H19ZM24 240H23V241H24ZM148 240H149V239H148ZM23 241L20 240V243L22 244ZM25 241L28 242V240H25ZM25 241H24L23 243H25ZM109 241H108V242H109ZM143 241H146V240H143ZM18 242H19V241H18ZM168 242H169V241H168ZM17 244H19V243H17ZM21 244H20V245H21ZM112 244H110V245H112ZM23 245H24V244H23ZM23 245H22V246H23ZM25 245H26V244H25ZM120 245H121V244H120ZM169 245H170V244H169ZM169 245L167 244V247L170 249ZM23 247H24V246H23ZM114 247H112V248H114ZM118 247H120V246H118ZM118 247H117V248H118ZM121 248H122V247H121ZM15 249H16V247H15ZM17 249H18V248H17ZM114 249H116V248H114ZM114 249H113V250H114ZM19 250L22 251L23 249L21 250V248L19 247ZM24 250H25V249H24ZM117 250L120 251L121 249L119 248V249H117ZM15 251H16V250H14L13 253H18V254H19V251H18V252H17V251L15 252ZM109 252L111 253V250H110ZM113 252H114V251H113ZM113 252H112V253H113ZM117 253H118V252L116 251V256L118 255ZM120 253H121V252H120ZM120 253H119V254H120ZM77 254H78V252H77ZM113 254H115V253H113ZM14 255H15V254H14ZM14 255H13V256H14ZM74 255H75V254H74ZM78 255H79V254H78ZM110 255H111V256H110V258H111V257H112V254H110ZM121 255H122V254H121ZM79 256H80V255H79ZM79 256H78V257H79ZM72 257H73V256H72ZM74 257H75V256H74ZM74 257L71 259V261H74V262H75V260H76L75 258H76V257H75V258H74ZM78 257H77V258H78ZM118 257H119V256H118ZM118 257H117V258H118ZM153 257H154V258H153L154 261H152V262L154 263L155 260H157V258H156L155 256H153ZM79 258H80V257H79ZM81 258H83V256H82ZM81 258H80V259H81ZM115 258H116V257H115ZM119 258H121V257H119ZM13 259H14V258H13ZM73 259H74V260H73ZM71 261H69V262H71ZM81 261H83V260L81 259ZM113 261H114V259H113ZM113 261H112V263H114ZM115 261H117V262H116L117 264L121 263L119 259H118V260L115 259ZM76 262H77V261H76ZM76 262H75V263H76ZM85 262H86V261H84L83 263H85ZM110 262H111V259H110ZM16 263H18V262H16ZM79 263H80V262H79ZM79 263H78V264H79ZM14 264H15V263H14ZM66 264H67V263H66ZM70 264H72V262H71ZM73 264H74V263H73ZM81 264H82V263H81ZM109 264H110V263H109Z\"/></svg>","mask_w":264,"mask_h":264}]
</instances>
